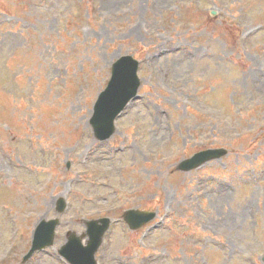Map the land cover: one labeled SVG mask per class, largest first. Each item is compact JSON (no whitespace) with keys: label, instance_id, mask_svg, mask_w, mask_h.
<instances>
[{"label":"rangeland","instance_id":"374dc122","mask_svg":"<svg viewBox=\"0 0 264 264\" xmlns=\"http://www.w3.org/2000/svg\"><path fill=\"white\" fill-rule=\"evenodd\" d=\"M125 55L137 95L99 140ZM211 148L227 154L178 170ZM132 208L155 218L131 230ZM104 216L98 264H264V0H0V264H69L68 233Z\"/></svg>","mask_w":264,"mask_h":264},{"label":"water","instance_id":"95a60500","mask_svg":"<svg viewBox=\"0 0 264 264\" xmlns=\"http://www.w3.org/2000/svg\"><path fill=\"white\" fill-rule=\"evenodd\" d=\"M137 68L138 62L130 55L121 56L112 64L110 80L105 89L99 94L90 119L97 138L105 139L112 134L115 117L135 95L136 89L139 86ZM225 153L224 149L203 150L181 161L178 168L190 170L211 159L220 158ZM65 206V201L60 198L57 211L62 212ZM153 216L154 214L149 212L130 209L125 212L124 220L129 228L135 229L153 218ZM58 223V218L40 221L33 234L32 246L24 255L23 262L27 261L36 250L53 244L55 227ZM109 223L110 220L108 218L88 221L87 235L89 239L86 245L82 244V238L85 234L79 236L73 232H69L68 240L59 249V253L70 264H96L94 254L102 241V236L107 230ZM262 261L264 262V256Z\"/></svg>","mask_w":264,"mask_h":264},{"label":"bare ground","instance_id":"6f19581e","mask_svg":"<svg viewBox=\"0 0 264 264\" xmlns=\"http://www.w3.org/2000/svg\"><path fill=\"white\" fill-rule=\"evenodd\" d=\"M256 34V33H255ZM19 142V141H18Z\"/></svg>","mask_w":264,"mask_h":264}]
</instances>
